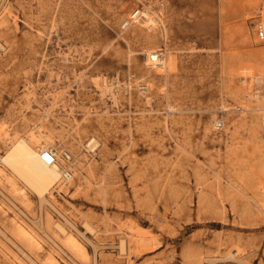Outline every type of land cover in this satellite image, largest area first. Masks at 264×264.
Masks as SVG:
<instances>
[{
	"label": "rangeland",
	"instance_id": "obj_1",
	"mask_svg": "<svg viewBox=\"0 0 264 264\" xmlns=\"http://www.w3.org/2000/svg\"><path fill=\"white\" fill-rule=\"evenodd\" d=\"M258 19L264 0H0V156L39 130L77 172L41 203L1 167L0 264H264Z\"/></svg>",
	"mask_w": 264,
	"mask_h": 264
},
{
	"label": "bare ground",
	"instance_id": "obj_2",
	"mask_svg": "<svg viewBox=\"0 0 264 264\" xmlns=\"http://www.w3.org/2000/svg\"><path fill=\"white\" fill-rule=\"evenodd\" d=\"M137 14L138 12L134 13L131 17L135 18ZM158 57L161 59V55L155 51L147 53V59L151 62L157 61ZM263 79L264 77H262V80L259 77L255 78L258 83L260 81L263 82ZM104 91L108 92L109 89L105 88ZM262 92H264V90ZM111 94L113 95L112 92ZM259 94L261 93L259 92ZM256 97H258V95ZM261 97L264 102V95ZM259 101L261 102V100ZM263 102L261 104H263ZM257 110L264 111V106L261 108L259 107ZM40 134L42 133H40V131L38 130L36 132L32 131L29 136L25 135L9 138V136L7 135L8 138L4 141L6 144V148L4 149L3 155L0 156V180H6V178L9 177L2 170L1 167L7 168L9 174L19 179L32 193H34L38 197L39 201L42 203L47 198L46 196L51 194V190L54 189L57 185L61 184V179L65 182L72 181L77 175V172L74 168H72L75 166L74 164L76 157L73 156V154L71 156V154L64 152V150L60 151L59 155V153L54 151L51 146L49 147L50 143L48 141H46V143L44 144L40 143L39 139L37 138V136ZM36 138L38 140H35ZM97 147L98 142L95 138H89L84 146L86 150L91 152H94ZM45 150H51L56 157L55 162L51 165L46 164L42 160V152ZM59 215L66 219L63 214L60 213ZM11 224L14 227L16 233L21 235L32 246H35L38 249L41 248V240L38 236L39 234L35 233L31 229L29 224L25 223L19 217H15V219L12 220ZM64 224L58 220L50 222V225L53 226L57 234H55V237L57 239L67 240L75 246L84 248L77 240L75 235H73L70 231L65 228ZM83 227L86 230L92 231L91 227L89 226V224H87V222L84 223ZM120 250H125V244L123 239L120 240ZM47 255L48 260L55 261L52 254L47 253Z\"/></svg>",
	"mask_w": 264,
	"mask_h": 264
},
{
	"label": "built area",
	"instance_id": "obj_3",
	"mask_svg": "<svg viewBox=\"0 0 264 264\" xmlns=\"http://www.w3.org/2000/svg\"><path fill=\"white\" fill-rule=\"evenodd\" d=\"M253 31L256 39L258 42L262 45H264V19H258L253 26ZM261 88L264 90V79L263 82L260 83ZM241 108H237V111H240ZM217 128L223 127L224 120L222 118H219L215 122ZM42 160L48 164L51 165L55 162L56 157L54 153L51 150H45L42 152Z\"/></svg>",
	"mask_w": 264,
	"mask_h": 264
}]
</instances>
